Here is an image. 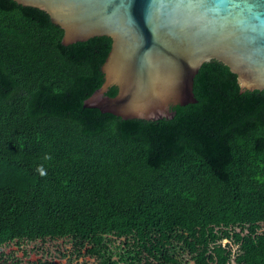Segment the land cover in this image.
Returning a JSON list of instances; mask_svg holds the SVG:
<instances>
[{
  "label": "trees",
  "instance_id": "16d2710c",
  "mask_svg": "<svg viewBox=\"0 0 264 264\" xmlns=\"http://www.w3.org/2000/svg\"><path fill=\"white\" fill-rule=\"evenodd\" d=\"M63 36L0 0V250L68 240L98 264H264V90L211 61L198 103L123 120L84 107L112 39Z\"/></svg>",
  "mask_w": 264,
  "mask_h": 264
},
{
  "label": "water",
  "instance_id": "95a60500",
  "mask_svg": "<svg viewBox=\"0 0 264 264\" xmlns=\"http://www.w3.org/2000/svg\"><path fill=\"white\" fill-rule=\"evenodd\" d=\"M14 1L46 12L65 46L112 39L104 83L85 108L123 120L172 119V107L198 103L195 77L211 61L237 75L242 93L264 90V0Z\"/></svg>",
  "mask_w": 264,
  "mask_h": 264
},
{
  "label": "rangeland",
  "instance_id": "374dc122",
  "mask_svg": "<svg viewBox=\"0 0 264 264\" xmlns=\"http://www.w3.org/2000/svg\"><path fill=\"white\" fill-rule=\"evenodd\" d=\"M0 255L2 262L6 261L7 264H38L40 261L49 264H98V261L88 256L76 258L68 240L27 242L21 245L14 242L4 246Z\"/></svg>",
  "mask_w": 264,
  "mask_h": 264
},
{
  "label": "clouds",
  "instance_id": "9594fccd",
  "mask_svg": "<svg viewBox=\"0 0 264 264\" xmlns=\"http://www.w3.org/2000/svg\"><path fill=\"white\" fill-rule=\"evenodd\" d=\"M43 174V173H42Z\"/></svg>",
  "mask_w": 264,
  "mask_h": 264
}]
</instances>
